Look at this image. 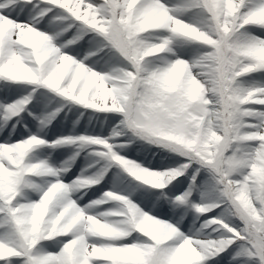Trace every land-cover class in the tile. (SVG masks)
Wrapping results in <instances>:
<instances>
[{"label": "snow or ice", "instance_id": "6c2138e0", "mask_svg": "<svg viewBox=\"0 0 264 264\" xmlns=\"http://www.w3.org/2000/svg\"><path fill=\"white\" fill-rule=\"evenodd\" d=\"M209 261L264 264V0H0V264Z\"/></svg>", "mask_w": 264, "mask_h": 264}, {"label": "rangeland", "instance_id": "374dc122", "mask_svg": "<svg viewBox=\"0 0 264 264\" xmlns=\"http://www.w3.org/2000/svg\"><path fill=\"white\" fill-rule=\"evenodd\" d=\"M66 111H67V118H64L63 113H61V115L57 119L58 120L62 119L63 123L67 126V128H71L73 126L72 122L77 120V117H79V120L75 125L76 128H80L81 126L91 128L94 123L99 125V120H97V116H100L101 118L104 116L103 113L93 114L92 112L84 109H80V111L77 112L66 108ZM80 112H83V115H80ZM53 123H55V121ZM104 135H107V132H105ZM136 148L137 151L135 152V154L132 155V159L137 160L140 163L150 168H164V167L173 166L176 162H178L181 159L179 157H176L174 153L168 152L166 149L157 147L156 145L140 142L138 145H136ZM58 151H62V150H58ZM61 158L63 157L61 156ZM83 159L84 157L81 156L80 158H78V163L73 164L72 167L75 171H79V167L82 166L79 165V161H82ZM184 180H185L184 177L177 178V181L179 182H184ZM173 183H176V181H174ZM96 195H99V193L97 192ZM208 264H212V262L209 261Z\"/></svg>", "mask_w": 264, "mask_h": 264}]
</instances>
